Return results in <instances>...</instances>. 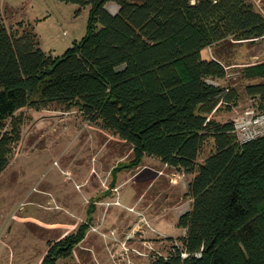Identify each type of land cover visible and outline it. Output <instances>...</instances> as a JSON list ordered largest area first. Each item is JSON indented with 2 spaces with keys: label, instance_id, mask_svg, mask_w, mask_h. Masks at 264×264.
Listing matches in <instances>:
<instances>
[{
  "label": "trees",
  "instance_id": "16d2710c",
  "mask_svg": "<svg viewBox=\"0 0 264 264\" xmlns=\"http://www.w3.org/2000/svg\"><path fill=\"white\" fill-rule=\"evenodd\" d=\"M62 1L78 13L89 7L90 16L86 35L54 56L31 24L7 27L0 0V174L22 140L24 108H79L133 148L134 158L114 168L113 185L147 156L194 175L192 209L178 219L186 235L169 237L168 255L151 264H264V135L243 143L233 121L209 118L220 102L237 104L239 93L221 86L229 76L222 60L203 54L229 39H263L264 14L251 0ZM241 75L264 110V61ZM210 138L215 150L200 163ZM90 227L50 240L41 264L72 258Z\"/></svg>",
  "mask_w": 264,
  "mask_h": 264
},
{
  "label": "rangeland",
  "instance_id": "374dc122",
  "mask_svg": "<svg viewBox=\"0 0 264 264\" xmlns=\"http://www.w3.org/2000/svg\"><path fill=\"white\" fill-rule=\"evenodd\" d=\"M264 14V0H251ZM10 30L31 24L41 48L64 54L87 33L90 9L62 0H1ZM118 5L110 2L115 14ZM226 65L222 87L238 91L233 107L220 102L209 116L232 121L239 113L257 110L256 98L246 92L250 82L241 70L264 61V38L256 42L227 40L204 51ZM22 140L8 169L0 174V264H41L50 240L62 238L87 221L91 227L72 258L59 264H151L154 255H168L174 241L186 235L179 217L192 209L189 184L183 173L147 156L142 165L113 170L134 158L125 140L88 120L76 107L57 104L40 111L24 108ZM215 150L206 141L199 162ZM175 179V180H174ZM174 180V181H173ZM95 212L90 218L89 207ZM177 243V242H175Z\"/></svg>",
  "mask_w": 264,
  "mask_h": 264
},
{
  "label": "built area",
  "instance_id": "2783aa9c",
  "mask_svg": "<svg viewBox=\"0 0 264 264\" xmlns=\"http://www.w3.org/2000/svg\"><path fill=\"white\" fill-rule=\"evenodd\" d=\"M225 104L227 105V103ZM232 121L235 132L243 143L264 135V110L262 109L238 113Z\"/></svg>",
  "mask_w": 264,
  "mask_h": 264
},
{
  "label": "crops",
  "instance_id": "0c3cea01",
  "mask_svg": "<svg viewBox=\"0 0 264 264\" xmlns=\"http://www.w3.org/2000/svg\"><path fill=\"white\" fill-rule=\"evenodd\" d=\"M86 9V8H85ZM119 8L116 9V11H118ZM178 219H179V215H178Z\"/></svg>",
  "mask_w": 264,
  "mask_h": 264
}]
</instances>
